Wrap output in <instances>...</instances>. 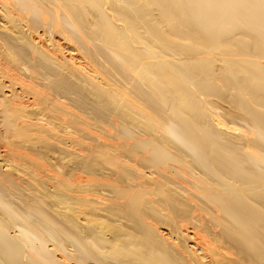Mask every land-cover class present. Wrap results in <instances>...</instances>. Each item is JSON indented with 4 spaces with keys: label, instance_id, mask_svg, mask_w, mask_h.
Listing matches in <instances>:
<instances>
[{
    "label": "bare ground",
    "instance_id": "1",
    "mask_svg": "<svg viewBox=\"0 0 264 264\" xmlns=\"http://www.w3.org/2000/svg\"><path fill=\"white\" fill-rule=\"evenodd\" d=\"M0 264H264V0H0Z\"/></svg>",
    "mask_w": 264,
    "mask_h": 264
},
{
    "label": "rangeland",
    "instance_id": "2",
    "mask_svg": "<svg viewBox=\"0 0 264 264\" xmlns=\"http://www.w3.org/2000/svg\"><path fill=\"white\" fill-rule=\"evenodd\" d=\"M240 124L239 126L243 128V124L241 122L237 123V125ZM100 150V149H99ZM117 156H120V158H125V159H133L134 158V150L133 146L129 141H121L119 145H117ZM96 154H99L97 158L94 159V163L97 165V169L99 167H111L114 166L117 168L116 171L111 172L110 176L112 177L113 181H115L118 184V187L113 190V192H109V198L111 199L110 204H109V210L110 213L107 214L106 220L111 223V224H118L119 222L117 221L119 219L118 215L120 214L123 217L128 218L130 221L125 224V230L127 235L124 236V241L123 247L125 248L127 245L131 248V250L134 252L132 255H127V257L133 258L135 255H144L146 253L147 245L145 243L146 237L145 232L146 230L140 228L141 226L139 223L135 220L137 214L141 211L144 210L147 214L146 207L142 205L144 199H140L139 205L134 204L132 206H127L124 203V198H121L119 196V189L121 187H126L127 180L131 176L130 172L127 169L120 168L118 169V162L116 161H111V163L108 162V158L104 156L105 151L102 149L99 152H96ZM138 162L141 165H144L145 163L148 165V161L142 157V155L139 156ZM95 170L94 172H96ZM96 178L97 176H101L100 171H97ZM89 176V175H88ZM92 177V176H91ZM129 211V212H128ZM127 216H126V215ZM151 215L155 217L157 220H159L162 223H169L170 217L168 216H162L159 215L155 212H152ZM129 225V226H128Z\"/></svg>",
    "mask_w": 264,
    "mask_h": 264
}]
</instances>
